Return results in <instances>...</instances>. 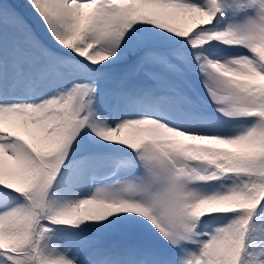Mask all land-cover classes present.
<instances>
[{"label": "snow or ice", "instance_id": "6c2138e0", "mask_svg": "<svg viewBox=\"0 0 264 264\" xmlns=\"http://www.w3.org/2000/svg\"><path fill=\"white\" fill-rule=\"evenodd\" d=\"M0 264H264V0H0Z\"/></svg>", "mask_w": 264, "mask_h": 264}]
</instances>
